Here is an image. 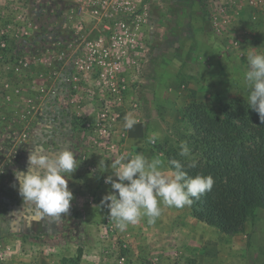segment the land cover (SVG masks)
<instances>
[{
    "label": "rangeland",
    "instance_id": "374dc122",
    "mask_svg": "<svg viewBox=\"0 0 264 264\" xmlns=\"http://www.w3.org/2000/svg\"><path fill=\"white\" fill-rule=\"evenodd\" d=\"M37 17L58 28L45 36L66 40H45ZM250 53L264 54V0H0V264H56L47 259L63 255L55 245L35 247L31 233L41 226L29 213L20 217L14 172L27 171L33 147L73 151L79 167L69 182L82 173L105 179L113 174L101 173L104 161L108 167L141 152L161 159L166 173L182 141L190 149L186 166H202L209 154L197 144L192 105L221 119L226 107L249 106L243 74ZM127 113L139 121L131 130L123 127ZM68 188L70 207L78 208L81 191ZM169 208L162 217L175 228L165 234L164 264H264V209L228 235L190 206ZM75 216L57 218L63 226L52 240L63 230L71 238L95 229L76 225ZM112 234L107 228L104 237ZM83 250L62 264H80ZM111 250L88 256L107 259Z\"/></svg>",
    "mask_w": 264,
    "mask_h": 264
},
{
    "label": "clouds",
    "instance_id": "9594fccd",
    "mask_svg": "<svg viewBox=\"0 0 264 264\" xmlns=\"http://www.w3.org/2000/svg\"><path fill=\"white\" fill-rule=\"evenodd\" d=\"M246 59L247 71L243 80L249 90L247 103L264 124V54L250 53ZM138 122L132 113H127L123 127L131 130ZM150 142L155 143V140ZM179 148L181 157L190 156L187 142L182 141ZM168 163L173 170L166 174L162 170L164 164L161 159L149 160L142 152L130 157L122 154L108 167L103 162V171L100 172L110 168L113 175L104 180L105 184L111 185V191L101 203L106 204L109 218L115 222L116 228L124 231L142 217H147L150 224L155 223L161 215V204L176 208L191 206L194 199L199 200L206 192H211L214 185L211 175L197 174L193 178L183 170L178 160ZM195 166V163L190 165ZM78 167L79 161L67 148H57L55 154H49L42 146L33 147L29 152L27 171L14 172L24 205L30 206L41 217H59L68 213L73 193L68 188L66 177Z\"/></svg>",
    "mask_w": 264,
    "mask_h": 264
},
{
    "label": "trees",
    "instance_id": "16d2710c",
    "mask_svg": "<svg viewBox=\"0 0 264 264\" xmlns=\"http://www.w3.org/2000/svg\"><path fill=\"white\" fill-rule=\"evenodd\" d=\"M36 26L49 42L63 43L60 36L54 40L46 32L57 30L53 21L37 17ZM190 117L195 124L197 144L208 150V161L202 166L188 168L183 157L178 160L191 177L197 174L211 175L214 185L190 206L195 218L218 228L225 234L234 235L244 231L252 210L264 209V124L249 106L226 107L224 118L214 116L199 104H193ZM198 149V148H197ZM201 149H198L201 151Z\"/></svg>",
    "mask_w": 264,
    "mask_h": 264
},
{
    "label": "crops",
    "instance_id": "0c3cea01",
    "mask_svg": "<svg viewBox=\"0 0 264 264\" xmlns=\"http://www.w3.org/2000/svg\"><path fill=\"white\" fill-rule=\"evenodd\" d=\"M169 172L170 171L166 172V174ZM104 180L105 179H94L92 175H87L86 173H82L80 179L76 181L69 182L70 180L68 179V187L76 184L81 191L78 192L80 203H78V208L74 209L70 207L68 213L62 215L69 217L75 214L77 218L73 219V221H76V225L85 226V224L88 223V227L95 228L88 229L87 231V228L84 227L86 229L75 231L74 237L71 238L65 235L63 230V235L59 240H52L58 228H62L63 221L58 223V217L38 216L34 209L25 207V205L23 206L22 204L23 209L19 212L20 217L26 216V214L29 213V215H31L30 220L35 222L37 227L41 226L39 231L36 230L31 233V235H37L36 237H38L37 239L36 237L34 238V246L39 247L41 246L40 243H42L44 245H55L57 248L60 247L64 249L63 255L60 256L59 259H47L49 262L51 261L56 264H62V261H65L64 257L68 259L74 256V250L76 253L79 248L84 249L80 264H131V260L139 264H151V262L154 261L158 264H164L165 258L162 255L161 249L170 246L166 244L168 241L165 239V234L167 235L173 231L175 225L171 221L172 219L165 221V218L162 216L166 211L171 212L172 209L161 204V215L156 218L155 223L150 224L148 223L147 217H142L138 223L134 225L130 224L124 231H121L115 227V222L109 218V210L106 204L101 203L103 197L111 191V185L105 184ZM16 186L17 184L13 186V190L17 188ZM88 195H92L91 197L94 198V205L92 207L86 205L85 200L90 199ZM20 225L22 226L23 223ZM107 228H109L111 233L116 231L117 236L112 234V236L110 235L112 238L109 236L111 239H106L104 237V232L107 231ZM15 230L17 231L19 229ZM118 236L121 237L122 242L118 239ZM106 247L112 249L110 253L105 255L108 257V262L104 256H102V258L100 257V259L97 258L100 255H93V257L88 256L90 255V250H99ZM121 247L126 248L128 251L124 249V252L120 253Z\"/></svg>",
    "mask_w": 264,
    "mask_h": 264
}]
</instances>
